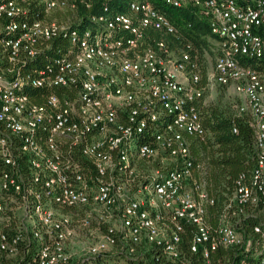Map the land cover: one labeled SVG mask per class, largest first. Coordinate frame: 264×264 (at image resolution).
Returning a JSON list of instances; mask_svg holds the SVG:
<instances>
[{
	"label": "built area",
	"instance_id": "built-area-1",
	"mask_svg": "<svg viewBox=\"0 0 264 264\" xmlns=\"http://www.w3.org/2000/svg\"><path fill=\"white\" fill-rule=\"evenodd\" d=\"M97 1L37 0L38 17L31 0H0V256L33 242L27 264H71L67 240L91 216L99 235L82 262L122 242L119 251L155 264L142 240L174 259L187 225L204 258L243 243L227 221L207 223L214 198L190 146L208 135L205 90L231 87L256 154L226 208L260 206L264 219V0H100L87 19L78 13ZM165 7L207 23L215 58L205 83L199 49ZM58 37L56 54L33 64ZM34 88L47 91L42 102Z\"/></svg>",
	"mask_w": 264,
	"mask_h": 264
},
{
	"label": "trees",
	"instance_id": "trees-1",
	"mask_svg": "<svg viewBox=\"0 0 264 264\" xmlns=\"http://www.w3.org/2000/svg\"><path fill=\"white\" fill-rule=\"evenodd\" d=\"M36 1L31 0L32 7L29 11L34 16L41 17L44 11ZM99 1L91 8L80 6L78 13L87 19L92 12L99 10ZM126 1L112 0V3L115 7L122 8V4ZM165 9L168 16L185 32L188 41L199 49L203 60L202 48L209 34L207 23L197 19L184 7H165ZM61 42L65 40L60 37L54 38L50 46L41 52L33 64L40 65L44 60L56 54V47ZM202 73L206 74V66L203 63ZM41 92L47 91L42 88L29 90L31 98L36 102L43 101ZM231 106L220 108L217 104H201L199 109L208 135L205 141L193 138L190 147L194 158L204 162V187L214 198V202L206 207L207 223L211 228H215L219 222L227 221L242 235L243 243L217 244L214 249H209L208 257L204 258L200 249L190 250L192 227L187 225L180 241L179 255L174 259L167 257L159 247L142 240L141 245L146 250L147 259L149 258L155 264H202L206 259L210 264H264V219L261 207L254 206L239 210L236 205L232 204L226 208L234 190V178L240 171L251 169L256 154L254 130L249 125L247 116L237 114L235 107L233 109ZM233 126H236V131H233ZM255 224L260 225V231L254 230ZM121 245L122 242H118L111 250L107 249L104 253L90 257L83 264L144 263L146 259L143 257L133 259L125 252L119 251ZM35 252L36 245L31 242L18 254L0 256V264H27L33 260Z\"/></svg>",
	"mask_w": 264,
	"mask_h": 264
},
{
	"label": "rangeland",
	"instance_id": "rangeland-1",
	"mask_svg": "<svg viewBox=\"0 0 264 264\" xmlns=\"http://www.w3.org/2000/svg\"><path fill=\"white\" fill-rule=\"evenodd\" d=\"M89 28H93L91 23L88 24ZM203 60L202 63L206 66V74L202 77V83L206 81V75L209 70H211L215 58V40L210 38L206 39V43L203 44ZM204 104H217L220 108H227L238 101V98L231 87L223 85H215L212 88H207L204 92ZM231 108L234 109L232 105ZM136 146L135 141L131 143V148ZM60 212L73 211V208H57ZM80 216L83 212H79ZM97 221L95 216L90 217L89 225L85 226L82 224H77L74 235L67 240L66 250L71 254L70 263L71 264H83L82 258L86 256V247L89 243L97 239L99 235V229L96 228ZM113 246H109L108 249L111 250Z\"/></svg>",
	"mask_w": 264,
	"mask_h": 264
}]
</instances>
